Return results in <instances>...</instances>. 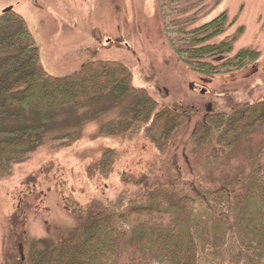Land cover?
Listing matches in <instances>:
<instances>
[{
  "label": "trees",
  "instance_id": "16d2710c",
  "mask_svg": "<svg viewBox=\"0 0 264 264\" xmlns=\"http://www.w3.org/2000/svg\"><path fill=\"white\" fill-rule=\"evenodd\" d=\"M196 1L203 0H159L179 58L208 75L258 59L251 49L225 57L235 40H217L229 25L227 13L193 27L186 14ZM96 102L103 109L123 105L103 134L122 141L144 135L157 148L156 181L144 177L145 187L97 201L68 235L35 238L25 255L7 252L6 264H264V135L247 166L223 168L235 147L264 130V96L230 109L161 105L115 59H91L57 75L45 66L23 14L14 7L0 13V179L45 141H61L48 132L53 118ZM120 157L106 148L89 173L105 179Z\"/></svg>",
  "mask_w": 264,
  "mask_h": 264
},
{
  "label": "rangeland",
  "instance_id": "374dc122",
  "mask_svg": "<svg viewBox=\"0 0 264 264\" xmlns=\"http://www.w3.org/2000/svg\"><path fill=\"white\" fill-rule=\"evenodd\" d=\"M9 6L28 21L51 73L74 72L91 59H115L129 65L135 84L148 87L161 105L230 109L264 96V0H203L189 8L193 27L227 13L229 25L217 40H235L225 57L244 49L259 52L247 67L216 75L194 70L176 55L159 0H0V13ZM88 106L53 118L48 132L63 142L45 141L0 179V264L9 251L25 255L35 238L54 242L68 235L97 201L145 187L144 177L156 181L162 163L152 142L144 135L122 141L101 131L123 105ZM263 135L264 130L244 139L223 168L247 166ZM108 147L121 157L110 176L99 178L90 166Z\"/></svg>",
  "mask_w": 264,
  "mask_h": 264
},
{
  "label": "water",
  "instance_id": "95a60500",
  "mask_svg": "<svg viewBox=\"0 0 264 264\" xmlns=\"http://www.w3.org/2000/svg\"><path fill=\"white\" fill-rule=\"evenodd\" d=\"M12 8H13V6H9V7H7V8L4 10V12L9 11V10H11Z\"/></svg>",
  "mask_w": 264,
  "mask_h": 264
},
{
  "label": "flooded vegetation",
  "instance_id": "af4514ba",
  "mask_svg": "<svg viewBox=\"0 0 264 264\" xmlns=\"http://www.w3.org/2000/svg\"><path fill=\"white\" fill-rule=\"evenodd\" d=\"M66 14H70V13H66ZM69 16H70V15H69ZM69 16H68V17H69Z\"/></svg>",
  "mask_w": 264,
  "mask_h": 264
}]
</instances>
